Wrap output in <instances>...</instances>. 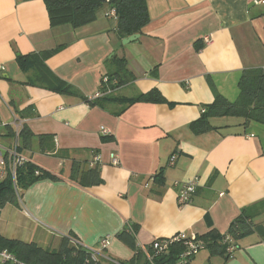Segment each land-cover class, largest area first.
<instances>
[{
    "label": "crops",
    "instance_id": "0c3cea01",
    "mask_svg": "<svg viewBox=\"0 0 264 264\" xmlns=\"http://www.w3.org/2000/svg\"><path fill=\"white\" fill-rule=\"evenodd\" d=\"M257 1L147 0V25L124 45L109 7L73 28L51 26L44 0H0V146L14 142L21 121L18 151L43 173L19 189L17 204L2 206L0 237L48 251L74 239L101 264H128L135 251L119 235L129 226L142 249L178 233L224 234L261 204L253 223L264 228V127L213 116L209 131L190 129L216 97L238 99L244 70L264 67V0ZM28 56L39 66L44 57L49 76L72 92L46 87L35 63L23 72L18 58ZM107 73L123 81L118 101L83 102ZM151 92L163 101L124 103ZM96 154L100 165L88 167ZM194 179L195 194L179 206L175 183ZM189 264H264V231L236 240L227 259L204 248Z\"/></svg>",
    "mask_w": 264,
    "mask_h": 264
},
{
    "label": "trees",
    "instance_id": "16d2710c",
    "mask_svg": "<svg viewBox=\"0 0 264 264\" xmlns=\"http://www.w3.org/2000/svg\"><path fill=\"white\" fill-rule=\"evenodd\" d=\"M147 0H44L47 8L49 23L51 26L68 24L73 28H78L95 21L97 13L104 7L115 9L116 11V30L122 39L134 34H141L143 28L148 23V14L146 9ZM42 60L44 59L41 58ZM39 61L40 66L31 56L19 57L18 66L26 72L33 67L35 63L36 74L45 84L51 83L46 87L52 88L54 91L62 93H71L72 89L65 83L49 76L48 71L43 65V61ZM38 65V67H37ZM106 76L110 80L116 79L118 86L122 85V80L118 75L107 73ZM46 78V80H45ZM43 84V83H42ZM45 86V85H44ZM118 87V88H119ZM238 99L234 103L226 101L218 96L214 102L208 106L202 117L191 123L190 129L195 134L204 133L213 127L210 125L209 118L213 116H238L245 120H251L261 124L264 127V67L250 68L242 72L239 83ZM118 90V89H117ZM115 94V93H114ZM114 94H109L95 100H88L83 97V102L89 106H103L106 102H117ZM138 101L162 102L163 99L151 92L149 95H143L134 99H126L124 103L128 106ZM24 127L20 130L19 136L22 134ZM107 137V136H105ZM91 170V169H90ZM94 169L88 174H92ZM37 173V174H36ZM43 173L38 171L36 167L27 161L18 167L15 172V187L10 176L0 183V209L6 203L17 204L16 191L23 188L25 184L42 176ZM94 183L101 180L97 176L92 177ZM156 174L154 175V180ZM263 208L261 204L254 205L241 212L229 226L226 233L220 234L215 230H211L204 236L197 237V241L204 243L205 248L210 251L211 255L219 254L225 259L232 256L235 251L236 240L251 231L260 233L264 231L262 225L254 224L253 219L257 216V211ZM135 251L134 259L128 264H175L179 255L184 251L181 243L172 245L167 252L168 254L153 257L150 261L144 252L136 248L133 237L125 232L120 235ZM228 237L230 242H225ZM72 243L67 239L60 242L57 250H43L34 244H23L19 241L6 240L0 237V250H7L12 253L20 262L25 264H101L96 255L84 249L76 240ZM228 247L232 248V252L227 251ZM146 252L151 251V247H145Z\"/></svg>",
    "mask_w": 264,
    "mask_h": 264
},
{
    "label": "built area",
    "instance_id": "2783aa9c",
    "mask_svg": "<svg viewBox=\"0 0 264 264\" xmlns=\"http://www.w3.org/2000/svg\"><path fill=\"white\" fill-rule=\"evenodd\" d=\"M258 4L263 3L262 0L257 1ZM108 17L113 18L114 20L117 19L115 9H109L107 14ZM203 42L208 44L211 42L209 37H204ZM118 81L116 79L110 80L108 76L104 75L101 78L99 88L90 96H88V100L92 101L97 98L114 94L118 89ZM13 135H14V142L10 144L8 147L0 146V183L3 182L8 176L11 177L13 181V185L15 187V172L16 169L26 163L28 160L22 156L18 151L17 139L19 137L20 130L22 129V122L19 120L14 121L13 123ZM100 133L102 136H107L108 131L104 128L100 129ZM175 160V156L170 158V164H172ZM100 165V156L94 155L92 161L88 162V167ZM111 165L118 166L119 159L117 156H112L111 158ZM37 174V173H36ZM175 186H178L177 192V204L179 206L186 205L190 203L193 195L197 189V182L196 180L188 181L186 183H175ZM16 191V195L18 196L19 192ZM222 196V194L220 195ZM127 232L131 235L134 234L133 228L130 226L128 227ZM110 238L108 236L103 237L99 241V246L102 249H105L109 245ZM225 242L229 243L230 239L228 237L225 238ZM181 243L184 247V251L178 257V264H189L192 257L199 252L200 250L205 248V245L201 241H197L194 238L187 237L183 233H178L170 238L167 239H155L150 243L151 251L149 253L146 252L145 248L141 250L146 255L147 259L150 261L153 257L166 254L170 247L175 244ZM91 252V254L96 255L97 252L87 249ZM227 251L229 253L232 252V248L228 247ZM0 263L1 264H25L20 262L12 253L8 252L7 250H0Z\"/></svg>",
    "mask_w": 264,
    "mask_h": 264
},
{
    "label": "water",
    "instance_id": "95a60500",
    "mask_svg": "<svg viewBox=\"0 0 264 264\" xmlns=\"http://www.w3.org/2000/svg\"><path fill=\"white\" fill-rule=\"evenodd\" d=\"M139 35L138 34H134V35H131L125 39L122 40V44H128L130 42H133L135 41L136 39H138Z\"/></svg>",
    "mask_w": 264,
    "mask_h": 264
},
{
    "label": "rangeland",
    "instance_id": "374dc122",
    "mask_svg": "<svg viewBox=\"0 0 264 264\" xmlns=\"http://www.w3.org/2000/svg\"><path fill=\"white\" fill-rule=\"evenodd\" d=\"M228 119H233V118H228Z\"/></svg>",
    "mask_w": 264,
    "mask_h": 264
}]
</instances>
